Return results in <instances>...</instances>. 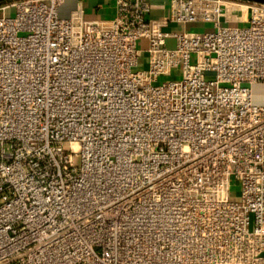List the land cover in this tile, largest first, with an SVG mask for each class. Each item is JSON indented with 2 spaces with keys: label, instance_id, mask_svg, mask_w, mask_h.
<instances>
[{
  "label": "built area",
  "instance_id": "built-area-1",
  "mask_svg": "<svg viewBox=\"0 0 264 264\" xmlns=\"http://www.w3.org/2000/svg\"><path fill=\"white\" fill-rule=\"evenodd\" d=\"M70 1L0 6V264H264V4Z\"/></svg>",
  "mask_w": 264,
  "mask_h": 264
},
{
  "label": "crops",
  "instance_id": "crops-1",
  "mask_svg": "<svg viewBox=\"0 0 264 264\" xmlns=\"http://www.w3.org/2000/svg\"><path fill=\"white\" fill-rule=\"evenodd\" d=\"M169 0H152L153 6V15L162 16L166 13ZM244 2L240 0H233ZM248 3V2H246ZM70 5H65L61 8V16L67 18L70 16L72 11H75L80 5L83 7L85 16L90 20H100V19H111L115 15L114 5L110 3H105L102 0H74L70 1ZM69 9V10H68ZM199 30L194 31H203L210 30V25L198 24L194 25ZM193 31V30H192ZM253 98L255 104L259 106H264V82L258 83L253 86Z\"/></svg>",
  "mask_w": 264,
  "mask_h": 264
},
{
  "label": "water",
  "instance_id": "water-1",
  "mask_svg": "<svg viewBox=\"0 0 264 264\" xmlns=\"http://www.w3.org/2000/svg\"><path fill=\"white\" fill-rule=\"evenodd\" d=\"M15 1V0H0V4L3 2ZM248 3L264 4V0H240Z\"/></svg>",
  "mask_w": 264,
  "mask_h": 264
},
{
  "label": "rangeland",
  "instance_id": "rangeland-1",
  "mask_svg": "<svg viewBox=\"0 0 264 264\" xmlns=\"http://www.w3.org/2000/svg\"><path fill=\"white\" fill-rule=\"evenodd\" d=\"M70 2H68V5H70L69 4ZM67 5V4H66ZM69 10V9H68ZM189 30L191 31V30H199V29H197L196 27H194V25H190L189 26ZM236 192H238L239 191V187H236V189H234Z\"/></svg>",
  "mask_w": 264,
  "mask_h": 264
},
{
  "label": "trees",
  "instance_id": "trees-1",
  "mask_svg": "<svg viewBox=\"0 0 264 264\" xmlns=\"http://www.w3.org/2000/svg\"><path fill=\"white\" fill-rule=\"evenodd\" d=\"M12 1H8V2H3V3H1L0 4V6H4V5H7V4H9V3H11Z\"/></svg>",
  "mask_w": 264,
  "mask_h": 264
}]
</instances>
